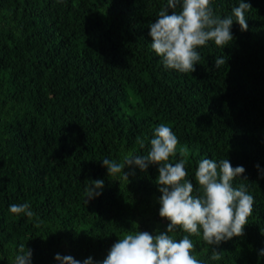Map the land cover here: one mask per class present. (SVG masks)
I'll use <instances>...</instances> for the list:
<instances>
[{
	"label": "trees",
	"instance_id": "1",
	"mask_svg": "<svg viewBox=\"0 0 264 264\" xmlns=\"http://www.w3.org/2000/svg\"><path fill=\"white\" fill-rule=\"evenodd\" d=\"M239 2L212 8L224 18ZM244 2L248 30L233 16V41L199 47L195 71L181 73L151 47L150 24L167 0H0V264H15L21 243L32 264H60L57 254L102 264L126 233L167 232L159 165H126L128 181L103 165L147 155L160 124L178 137L170 162L186 160L194 196L208 158L243 166L247 180L233 187L254 197L243 236L210 246L202 231L170 235H188L204 264H264V0ZM216 57L226 60L221 69ZM98 179L102 195L87 204ZM25 202L33 217L9 211Z\"/></svg>",
	"mask_w": 264,
	"mask_h": 264
},
{
	"label": "clouds",
	"instance_id": "2",
	"mask_svg": "<svg viewBox=\"0 0 264 264\" xmlns=\"http://www.w3.org/2000/svg\"><path fill=\"white\" fill-rule=\"evenodd\" d=\"M177 8L181 11L177 12ZM169 9L173 10L171 14ZM251 9L250 3L240 0L239 6L232 9V15L221 18L214 13L212 0H167L158 13V19L150 24L151 47L162 57L165 68L192 73L201 59L197 49L209 41H214L217 46L229 45L234 39L231 31L233 16L241 30L247 31L245 13ZM225 64L223 57H216L217 69ZM150 144L147 155L133 156L130 153L122 163L105 158L103 165L109 176L120 174L126 165H135L141 170H146L149 165H159L157 184L162 193L159 215L170 221L167 232L157 231L156 235L143 231L126 233L112 246L102 264H204L193 254L194 244L188 235L177 240L170 234L182 229L190 235L200 236L202 231L203 240L210 246H219L222 241L243 236L248 218L253 213L254 197L248 193L245 184L234 188L232 182L237 177L247 180L243 175L246 170L243 166L233 167L229 159H221L219 163L214 159H201L195 172L201 191L194 196L193 183L186 179V160L170 162L179 145L172 128L160 124ZM180 155L185 156V149L180 148ZM256 167L259 169V165ZM128 176L123 171V178L127 181ZM260 178L264 179V173ZM103 187V180L92 181L85 190L86 203L102 195L100 190ZM9 211L29 218L34 215L27 202L12 204ZM32 256V250L21 243L15 264H32ZM221 256L222 253L212 247L210 259L217 261ZM259 256L264 257V249L259 250ZM55 259L60 264H94L91 257L81 262L70 255L57 254Z\"/></svg>",
	"mask_w": 264,
	"mask_h": 264
}]
</instances>
